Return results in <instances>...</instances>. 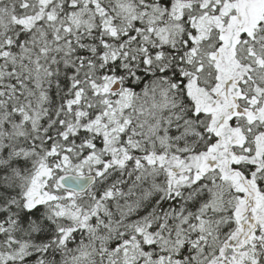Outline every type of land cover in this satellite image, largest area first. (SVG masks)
I'll return each instance as SVG.
<instances>
[{
  "label": "snow or ice",
  "instance_id": "snow-or-ice-1",
  "mask_svg": "<svg viewBox=\"0 0 264 264\" xmlns=\"http://www.w3.org/2000/svg\"><path fill=\"white\" fill-rule=\"evenodd\" d=\"M0 264H264V0H0Z\"/></svg>",
  "mask_w": 264,
  "mask_h": 264
}]
</instances>
